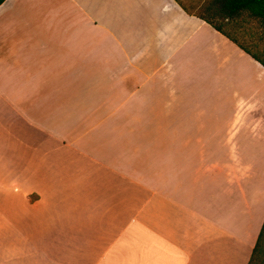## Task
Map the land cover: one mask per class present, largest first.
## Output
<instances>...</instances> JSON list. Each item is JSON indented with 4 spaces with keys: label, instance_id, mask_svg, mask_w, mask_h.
I'll use <instances>...</instances> for the list:
<instances>
[{
    "label": "crops",
    "instance_id": "0c3cea01",
    "mask_svg": "<svg viewBox=\"0 0 264 264\" xmlns=\"http://www.w3.org/2000/svg\"><path fill=\"white\" fill-rule=\"evenodd\" d=\"M233 30L175 0L0 5V264H248L264 67L238 44L264 48Z\"/></svg>",
    "mask_w": 264,
    "mask_h": 264
},
{
    "label": "trees",
    "instance_id": "16d2710c",
    "mask_svg": "<svg viewBox=\"0 0 264 264\" xmlns=\"http://www.w3.org/2000/svg\"><path fill=\"white\" fill-rule=\"evenodd\" d=\"M4 1L0 0V5ZM175 1L187 14L194 15L205 21L217 32L236 44L237 42L231 36V33L224 30V26L230 27L232 32H234L233 29H240L241 31V20L245 17L259 22L264 27V0H206L200 2L192 0V3H188L189 5H186L184 0ZM255 38L260 40L259 37ZM238 46L264 67V57L251 54L240 44ZM248 264H264V222Z\"/></svg>",
    "mask_w": 264,
    "mask_h": 264
},
{
    "label": "rangeland",
    "instance_id": "374dc122",
    "mask_svg": "<svg viewBox=\"0 0 264 264\" xmlns=\"http://www.w3.org/2000/svg\"><path fill=\"white\" fill-rule=\"evenodd\" d=\"M195 1L200 2V1H206V0H195ZM186 5H189V4L186 3ZM241 23H242V30L240 32L242 35L253 34L255 37L260 38V40L256 42V45H255L256 47H252V44L249 42L248 38L241 37V36L239 38V36H236L238 37V39L242 41V44L248 48H258L257 49L258 51L264 48V27L259 22L249 20L245 17L241 20ZM224 30L231 33V29L228 26H224ZM231 34H234V33H231Z\"/></svg>",
    "mask_w": 264,
    "mask_h": 264
}]
</instances>
